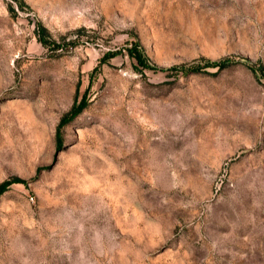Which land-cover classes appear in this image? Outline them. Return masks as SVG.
<instances>
[{"label": "rangeland", "instance_id": "1", "mask_svg": "<svg viewBox=\"0 0 264 264\" xmlns=\"http://www.w3.org/2000/svg\"><path fill=\"white\" fill-rule=\"evenodd\" d=\"M0 264H264V0H0Z\"/></svg>", "mask_w": 264, "mask_h": 264}, {"label": "trees", "instance_id": "2", "mask_svg": "<svg viewBox=\"0 0 264 264\" xmlns=\"http://www.w3.org/2000/svg\"><path fill=\"white\" fill-rule=\"evenodd\" d=\"M130 54L133 58H135L137 60V62L139 64H144V61H143V58H142V54L139 50V45L137 43H134L133 47L130 49ZM228 60H225L223 62H211V63H207L208 66H213V67H216V66H221V65H224V64H228L227 62ZM193 67H183L181 68V70H184V71H187V70H191Z\"/></svg>", "mask_w": 264, "mask_h": 264}]
</instances>
